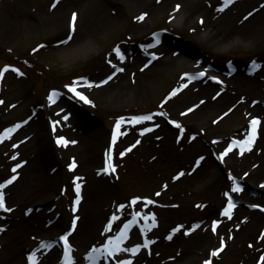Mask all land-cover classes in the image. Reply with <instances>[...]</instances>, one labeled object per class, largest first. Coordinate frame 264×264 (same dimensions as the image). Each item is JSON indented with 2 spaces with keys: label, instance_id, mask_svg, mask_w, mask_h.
<instances>
[{
  "label": "rangeland",
  "instance_id": "1",
  "mask_svg": "<svg viewBox=\"0 0 264 264\" xmlns=\"http://www.w3.org/2000/svg\"><path fill=\"white\" fill-rule=\"evenodd\" d=\"M57 1L59 0H0V14L8 9L16 13L27 11L26 17L33 23H39L37 29L26 30L16 29L6 22L3 25L7 28L9 25L10 29L6 34L0 35V70L8 68L0 78V101H3L0 103V136H4L0 140V183H4L6 174L11 173L15 165L19 163L24 165L22 155L26 151V141L28 145L33 146L35 133L39 132L41 127H45L50 133L48 136L50 145L61 152L57 169L64 171L62 179L57 185H53L55 191L61 195L56 201L60 200L62 206L65 203L69 207L75 205L76 177L81 178L78 183L81 185L79 196L83 204L86 205L88 199H91V193H94L93 197L96 199V204L92 208L95 217L91 223L95 232L91 240L78 245L73 233L69 236L74 248L75 264H88L86 255L92 248L103 247L106 238L111 239L119 232L122 225L132 219L133 212H142L149 216L151 213L156 214L155 226H152L150 231H146H149L147 236L150 241H153V229L158 231L163 228V235L170 232L173 236L186 237H189L195 227L201 225L211 233L221 229L212 250L209 249L205 254L206 259H197L193 264H204L209 259L212 264L260 263L259 258L264 255V240L260 239L264 234V221L249 222V225H244L247 228L240 224L245 211L254 203H247L241 194H235L242 203L236 206L232 218H223L221 213L226 199L225 192L232 184L231 177L240 178L245 182L244 187L239 191L253 195L255 200L252 201L262 203L264 194L256 193L251 188L259 186L258 181L264 179V173L247 181L249 186H246V181L240 176H246L247 172H243L245 167L237 173L230 174L220 163L213 161L205 163V159L199 160L204 154H211V148H208L210 143L220 142V150L229 148L233 144V130L242 121L247 123L248 118L254 116L248 112L228 125L206 128L205 136L198 134V125L189 120L190 105L183 104L185 96L192 87L191 84L209 82L214 90L221 89L208 77L190 79L186 74L193 75L194 66L173 65L168 71L152 78L150 84L138 94L114 89V85L120 79L132 81L134 74L136 77L140 76L136 67H130L125 61L117 60L121 53L134 56L135 53L129 52L134 49L140 51V54L135 55L143 66L152 60L158 63L160 57L158 47H167L170 51L166 57L178 54L183 58L197 59L198 55L205 56V53H208L223 64L234 60L244 63L248 70L251 61H260L264 58V32L249 46H241L237 50L225 49L235 44L231 39L224 44H215L197 32L199 29L209 30L215 27V29L219 28L218 31L225 34L224 38H226L227 35L234 33L232 31L242 18L249 17L256 3H263L264 0H234V3L226 8H224V0H169L162 12L158 13L150 12L148 9L145 12L143 7L130 8L129 0H74L65 9L64 20L61 23H48L47 21L56 11L53 5L56 6ZM115 5L118 6L119 11L114 9ZM110 8L117 12L114 18L111 17L113 12ZM22 9L24 10L21 11ZM177 9H182L186 13L184 20H174L173 13ZM73 13L77 14L75 31L72 29ZM145 13L147 15H144ZM141 16L143 19H138ZM3 17H7L5 13ZM87 23L93 27L92 30L85 32L79 29ZM154 32L162 33L163 37L158 43L153 40ZM166 35H169L171 40ZM72 39L78 40L77 42L84 41L87 48L82 50L79 47L75 48ZM168 41L173 44L168 45ZM117 48L120 50L119 55L115 51ZM118 67L124 71L112 77L113 73H117ZM17 68L20 69L19 73L15 71ZM259 72H262L259 76L261 78L258 77L261 83L257 86L260 88L255 87L258 94L264 91V71L259 70ZM223 74L225 75L226 72H222ZM109 76L112 78L108 79ZM102 81L106 82L102 83ZM73 82H78L77 90L83 92L92 101L91 104L80 100L65 87ZM53 90L59 93L54 98V102L48 99ZM236 90L241 93L238 95L241 99L248 95L252 96L254 88L252 85H247ZM173 92L176 94L172 95ZM214 92L212 91L211 94ZM80 102L86 117L85 123L87 122L89 126L95 125L99 131L92 134L89 139H85L78 149L62 151V147L65 146L56 141L60 136L70 137L68 126L73 125L75 127H72L73 130L82 132L76 124L78 118L75 117L74 107ZM175 110L177 115L171 117L169 114ZM146 112H155L152 120L132 121L131 118L137 116V113ZM38 114L42 117L41 120L38 119ZM65 116L68 117L66 120ZM121 117L124 118L122 122ZM56 121L59 123L53 130ZM172 121H177L179 124L185 122V125L177 127ZM118 122L119 131L116 129ZM10 128L14 131L5 136L6 130ZM145 128L152 130L145 132ZM159 133L161 138L156 140V135ZM114 136L115 142H113ZM244 137L245 133L242 139ZM137 140L140 143L136 144ZM134 144L135 147L127 151ZM238 146L241 148L244 145L237 143L232 147L234 151L240 150ZM109 152L112 163L116 166L115 171L110 169L105 173L99 172L97 169L107 167L104 161L108 159ZM121 152H125V155L121 156ZM212 154L213 157H217L216 153ZM227 156H230V153ZM232 157L233 155L229 159ZM86 158L96 159L95 164L87 167L79 166ZM74 159L76 167L73 170L69 165ZM198 160L199 164H197ZM206 164L210 167H204ZM208 169L213 170L209 173ZM181 172L184 175L180 176ZM53 175L48 172L39 185L47 184ZM218 175L228 182L224 183L222 189L217 188L218 185L215 184ZM165 184H167L166 188ZM136 197L141 199L133 206L131 201ZM147 199L156 203L148 204ZM120 205L125 207L121 209ZM255 205L261 206V204ZM53 206L57 207V205ZM8 207L12 209L11 212L0 209V228L3 229L0 231V264H24L29 249L28 240L32 241L34 234H37L35 229L30 228V224L40 216L42 209L36 210V214L28 215L26 210L28 207H34V203L22 200L21 203H12ZM207 208L212 209L211 213L202 216L203 213L200 211L203 212ZM254 209L264 213V207ZM45 210L48 211L47 206ZM83 212L76 211L74 219L80 216L78 219L80 222ZM195 212L200 214L195 215ZM113 216L117 218L113 220ZM20 217L25 221L20 220ZM40 218L44 225L52 228L47 234L49 240H58L61 233L71 226L69 219L73 221V215H69L63 225L58 223L55 225V219L49 216L41 215ZM138 219L146 220L143 216ZM217 220L221 223L217 225L216 231H213V222ZM148 221L150 222V219ZM109 223L112 225L110 230L107 228ZM178 227L179 231H172ZM131 228L130 237H133L124 246L132 248L139 244L141 247L137 254L150 253L143 248L135 225ZM233 228L236 229L235 234L241 236V250L248 251L258 246L262 253H251L252 255L246 258L243 255L245 252L237 251L233 247L235 245L229 246L230 239L227 233ZM166 235L164 236L168 242L172 241V238L168 239L169 235ZM222 242L226 245L224 250L219 255H212ZM149 247L153 249V243L149 244ZM174 248L176 245L170 246L169 251L177 253ZM54 250L56 249L53 246L42 249L39 247L38 264H53L60 254L59 250ZM53 253L55 256L48 257ZM79 253L82 258L77 261L76 256ZM101 257L97 260V264L103 263Z\"/></svg>",
  "mask_w": 264,
  "mask_h": 264
},
{
  "label": "bare ground",
  "instance_id": "2",
  "mask_svg": "<svg viewBox=\"0 0 264 264\" xmlns=\"http://www.w3.org/2000/svg\"><path fill=\"white\" fill-rule=\"evenodd\" d=\"M74 0H59L56 3V11H54V14L51 15L48 23H61L65 16V9L72 3ZM107 1H115V0H107ZM130 1V2H129ZM128 1V7H143L148 9L150 12H162V10L166 7V5L169 3V0H129ZM18 6V5H16ZM114 9L118 10V6L115 5ZM22 9L21 11H23ZM110 10L113 12L111 17H115L117 15V12L110 8ZM119 11V10H118ZM252 12V15H250L248 18L243 19L238 23L239 25L235 26L234 33L231 35H227L226 38H224L225 34H221V31L219 28L215 29V27L210 28L209 30L205 29H199L197 33H200L199 35H202L203 37H206L209 41L215 43V44H224L228 42L230 39L232 42H235L234 45L229 46L225 49L230 50H237L241 46H249V44L252 43L253 40H255L259 35L263 34L264 32V2L263 3H256V7L254 8ZM4 13L7 17H3ZM105 12L103 11V14ZM27 11L21 13H16L11 10H6L5 12H2L0 14V35H4L9 31V25L8 28L3 25L8 22L10 23V26L15 27L16 29H26V30H33L37 29L39 27V23H33L26 17ZM186 16V13L182 11V9H177L173 13V18L176 21H182L184 20V17ZM191 15H188L190 17ZM110 17V18H111ZM27 18V19H26ZM245 20V21H244ZM244 22V23H243ZM7 28V29H6ZM92 26L89 25V23L84 24L79 29L82 31H89L92 30ZM201 30V31H200ZM203 31V32H202ZM196 33V32H195ZM166 37L171 40V37L169 35H166ZM190 40V39H189ZM78 41V40H77ZM75 39H72L71 42L74 43L75 48L79 47L82 49H86V43L84 41L77 42ZM193 42L192 40H190ZM168 41V45H172ZM149 47H153V45H148ZM178 46V45H177ZM224 46V45H220ZM184 47V46H183ZM159 48V62L155 63L157 61L149 62L146 66H143L139 61H137V56L135 54H140V51L137 52L135 49L132 51H129L130 53L134 54V56H131L130 54H122L118 56L117 60L119 62L125 61L128 66L136 67L137 71L140 72V76L136 77L135 74L132 77L133 80L129 82V79L126 81H122L120 79L116 82L114 85V89H122L126 93H132V94H138L141 91H143L151 82L152 78L161 75L165 71H168L171 66L176 65L177 67L181 66H194V71L200 72L203 71L205 73V77H208L212 79L213 76L218 77L216 79L215 84L220 86L219 91L214 90L215 88L212 87L211 83H204L199 85H193L191 84V89L189 90L188 94L185 96L183 100V104H188V108H192V111L190 113V121L198 125V134H204L205 129L209 128L212 129V127L215 125L217 126H224L228 125L232 122H235L238 118H240L243 115H246V113H250L254 118L258 116L260 123L258 125V134L255 137L254 142L251 144L249 148L243 149V152L241 150L234 151L232 150L229 152L230 156L233 155L231 159H229L230 156L224 157L223 160L219 159V156L221 153H223L226 149L220 150V142L210 143L208 148H211V154H204V162L208 163L209 161L220 163L225 169H228L229 173L233 174V172L237 173L238 170L243 169V172H247L245 175H240L243 177V179L246 181V186H249L247 181L253 180L256 176L261 175L264 173V91L262 90L261 93H256V88H260L259 85V76L262 75V72H259V70L264 71V58L260 61H256V63L259 65L258 68H255L252 72H248L245 68L244 63H239L237 61H232L230 65L223 64L222 61H219V59L211 56L208 53H205V56L198 55L197 59H190V58H183L182 56H179L178 54L172 55L173 57H166L168 56L169 49L167 47H158ZM223 48V47H222ZM128 52V53H129ZM137 54V55H138ZM221 54V53H218ZM182 57V58H181ZM203 57V58H202ZM200 64V65H199ZM231 66L235 69V72L232 74H226L222 75L221 73H218V71L226 69V67ZM124 71V69H123ZM121 71H119L114 76L116 77ZM237 72L243 73L238 74ZM113 76V77H114ZM259 77V78H258ZM223 81V83H221ZM252 85L254 88V91H252L253 95L238 98V95L241 93L237 91L239 87ZM257 86V87H256ZM256 87V88H255ZM212 91L214 92L213 94ZM256 93V94H254ZM205 97V98H202ZM76 108L75 111V117L78 118V122L76 123L79 125V128L83 132H77L76 130H73L71 127L68 126V130L71 132L70 137H66L68 141H76V143H68L67 146L62 147V151L65 150H76L79 147L82 146L84 143L83 141L86 139H89L92 134L98 133V129L95 127V125L89 126V124L84 121L85 114L84 110L81 107V105H74ZM177 110V107H176ZM173 111L169 115L171 117H174L177 115V111ZM180 112V111H179ZM38 119L41 120L42 117L39 116ZM250 115V116H251ZM249 116V115H247ZM248 118L247 125H249V122L252 119ZM188 120V121H189ZM187 123V122H186ZM180 125H185L184 123H180ZM246 123L242 121V123L237 126L233 131V140H239L242 141L243 132L245 129V126L247 127ZM75 128V127H74ZM163 132V131H162ZM49 132L47 128L41 127L39 132L37 131L33 137V146L28 145V142L26 141V151L25 154L22 155V158L24 160V165L22 163H19L20 167L16 168V172H13V169L11 173L6 174V178L4 179V183L10 179L13 175H17V179L10 185H7L3 191L5 193V199L8 206H11V204H17L18 202L21 203V200L23 202L28 203H34L33 210L29 215L36 214V210L42 209L39 213V217L35 218L32 223L30 224V228L35 229L37 234H34L33 240L29 241V251L34 249L37 246H40V243L46 242L47 239H49L48 232L51 230V226L44 225L41 221V215L42 216H49L50 218H54L55 225L58 223L60 225H63V223L68 220L69 215H73L74 220V213L76 211H84L82 218H80V222L76 220V226L75 231H73V237L78 243V245L85 244L87 241L91 240L92 236L94 235L95 229L92 226L93 218L95 217L94 211H92V208L96 204V199L93 197L94 193H91V199H88V203L86 205L83 204V200L80 201L79 206L76 208L77 210H73L75 207L74 205H66L67 203L63 204V206L60 204V200L56 201L60 198V194L57 193L53 187V185H57L58 182L62 179L64 175V171L58 167V157L61 154L60 151H58L56 148L52 147L48 141ZM160 135H156V140H160ZM206 134H204L205 136ZM258 138V139H257ZM232 140V141H233ZM36 144V147H35ZM40 144V148H39ZM239 149V147H237ZM64 150V151H65ZM203 151H207L206 149H203ZM212 153H216L217 157H213ZM214 159V160H212ZM230 160V161H229ZM96 159L94 158H86L82 161L79 166L81 167H87L89 165L95 164ZM49 165V167L47 166ZM209 168L210 165H204V167ZM16 167V165L14 166ZM13 167V168H14ZM23 168V169H22ZM213 169H208L209 173L212 172ZM50 172L53 173V177L50 179V181L46 184L43 183L39 185V183L44 179L45 175ZM217 175V174H216ZM264 181V179H260L258 182ZM257 182V183H258ZM224 183H228L226 179H223L218 175L217 180L215 181V184H217V188L222 189L224 186ZM105 186V185H104ZM233 187L231 185L228 186V192L231 191ZM256 193L264 194V187H256L251 188ZM241 194L243 196V199L247 201V203H254V204H261L262 207H264V198H262V203H258L255 200L254 196L245 193L244 191H234L231 192V194ZM240 195V196H241ZM12 202V203H11ZM52 202V203H51ZM239 202H241V199H239ZM242 203V202H241ZM82 204V205H81ZM57 205V207L53 206ZM48 207V211L45 210V207ZM53 206V207H51ZM19 209L18 207L16 208ZM252 209V210H251ZM211 208H207L203 212L200 211L203 215L207 213H211ZM16 212V210H15ZM195 215H199L200 213L195 212ZM215 215V214H214ZM80 217V216H79ZM221 217L224 218V216L221 215ZM246 218V219H245ZM20 220H24V218L20 217ZM13 220V219H12ZM72 220V219H71ZM69 219V223H71V228L73 225V221ZM226 220V219H223ZM264 221V213H262L260 210H256L254 208L247 209L245 211V215L243 216L240 224L244 226L245 224L249 225L250 223H258V222ZM14 222L11 223L13 225ZM54 225V224H53ZM246 226H244L245 228ZM247 228V227H246ZM236 229H231L227 233V237L230 239L229 246L235 245V249L240 253L245 252L243 255H245L246 258H249L253 253H262L260 251L261 248L256 246L254 249L244 251L241 250L242 247L240 244L241 242V236L236 235L235 233ZM159 231V232H158ZM155 231L153 229L154 235L152 237L153 239V246L151 253H129L125 251H121L116 253L112 258L119 260H130L131 264H193L196 262L197 259L202 260L206 259L204 258L207 251L212 250L213 243L215 239L219 237V234L221 232V229L216 233H211L206 230V228L201 225L199 227H195L194 231L190 233L189 237L183 236V235H171L170 232H166L167 235L172 236V241H169L165 238L163 235V228L160 230ZM32 235V233L30 234ZM166 235V236H167ZM165 238V239H164ZM125 241L123 242L122 247L126 248L124 246ZM55 245L58 246L57 243ZM176 245V248H174L175 251H178L175 253L174 251L170 252V246ZM58 247L56 248L57 251ZM264 250V249H263ZM262 250V251H263ZM28 251V252H29ZM61 252V249H60ZM252 253V254H251ZM55 256V253L53 255L48 257ZM124 256V257H123ZM202 257V258H201ZM206 257V256H205ZM47 258V257H45ZM77 261L79 258H82V255L79 253L76 256ZM103 264V263H102ZM105 264V263H104Z\"/></svg>",
  "mask_w": 264,
  "mask_h": 264
},
{
  "label": "snow or ice",
  "instance_id": "3",
  "mask_svg": "<svg viewBox=\"0 0 264 264\" xmlns=\"http://www.w3.org/2000/svg\"><path fill=\"white\" fill-rule=\"evenodd\" d=\"M234 3V0H224V8L228 7L230 4ZM53 7H55V5H53ZM179 7V6H177ZM221 11L223 10V8L220 9ZM144 15H147V13H145ZM252 15V13H249V16ZM247 18V17H246ZM76 19H77V14L76 13H73V16H72V29L73 31H75V26H76ZM138 19H143V16L141 17H138ZM203 22V21H201ZM70 38V37H69ZM117 53H120V50L119 48H117L115 50ZM122 56V54H120ZM155 55V54H153ZM111 62V61H110ZM8 67H11V66H8ZM259 65L253 61V70L255 68H258ZM8 68L6 67L5 69L3 70H0V78H2L3 76V73L4 71H7ZM119 71H123V69H118ZM16 72H20V69H15ZM21 75H23V73H21ZM186 75H189L190 76V79H194L195 76H192L190 74H186ZM198 76H203L205 75V73L201 72V73H198L196 74ZM112 77L109 76L108 79H111ZM213 80H216L218 79V77H215L213 76L212 77ZM106 81H102V83H105ZM221 83H223V81H221ZM77 86H78V82H73L71 84H68L66 85L65 87H67L69 89L70 92L74 93V95L76 97H78L80 100H83V101H86L88 102L89 104L92 103L91 100L88 99V97L81 91H78L77 90ZM185 87H187V85H184ZM176 93L173 92L172 95H175ZM59 95V93L56 91V90H53L51 95L48 97V99L52 102H54V98H56L57 96ZM0 103H3V101H0ZM188 111H192V109H189ZM68 117L65 116L64 119L66 120ZM133 122H140V121H150L153 119V116L152 115H142V116H134L131 118ZM124 120L123 117H121V122ZM59 121H56L54 122L53 124V130H55V127H56V124H58ZM173 124H176L177 127H181V125L177 122V121H172ZM260 123V120L258 117L256 118H253V120L251 121V124H252V131L250 133V135L248 136L247 140L245 141H236V140H233V144L229 146V148H227L223 153H221V155L219 156V159L220 160H223L225 156L228 155V153L232 150V147L234 145H236L237 143L241 144V145H248V146H251V144L254 142L255 140V137L257 135V132H256V129H257V126L259 125ZM159 125H157L158 127ZM16 127H19V125H16ZM116 129L117 131H119L120 129V123L118 122L117 125H116ZM152 129L150 128H145L144 131L147 132V131H151ZM12 131H14L13 128H10V129H7L6 130V133L4 134L5 136L8 135V133H11ZM4 138V136H0V140H2ZM194 138V137H193ZM115 136L113 137V142H115ZM58 144H62L64 146H67L68 143H76V141H68L65 137L63 136H60V137H57V141H56ZM140 143L139 140L136 141V144ZM15 146V145H14ZM135 147V144L132 145L130 148L127 149V151H131L132 148ZM241 152H243V147L241 149ZM121 156L125 155V152H121L120 153ZM15 158V157H13ZM204 157H200L199 160H203ZM199 160L197 161V164H199ZM20 165L17 164L16 167L13 168V172L15 173L16 172V168H19ZM70 169H75L76 167V162H75V159L73 160V163L71 165H69ZM115 165L112 163V157H111V154L109 153L108 154V159H107V167L103 168L102 171L104 172H108L110 169L112 171H115ZM180 176L184 175L183 172H181L179 174ZM17 175H13L10 179H8L5 183H0V209H3V210H6V211H9L11 212L12 209L9 208L7 206V203H6V199H5V193L3 191V189L7 186V185H10L12 184L16 179H17ZM178 178V177H177ZM81 178L80 177H76V193H77V197H76V200H75V205L78 207L79 204H80V200H81V197L79 196V193H80V190H81V185L78 183V181L80 180ZM231 179H233L235 181V177H231ZM167 187V184H165V188ZM241 190V185L239 183H236L235 184V187L231 189L230 192H225V196L228 197L227 199V206L223 209V215L227 216L229 219L232 218V210L235 208V203L232 199V195H231V192H234V191H239ZM157 195H160V193H157ZM141 199L140 197H136L135 199H133L131 201V205H135L137 203V201ZM147 203L148 204H154L156 203V201H153L151 199H147ZM121 209H123L125 206L124 205H120L119 206ZM251 207H261L260 205H252ZM74 211L76 210L75 208L73 209ZM143 216L144 219L148 220L150 219L152 221V223L148 226L149 228H151L152 226H155L156 224V214L155 213H151V215L149 216L148 214L146 213H142V212H133L132 213V219L128 220L127 223H125L123 225V229L120 231L119 235L114 237L113 239H110L108 241L107 244H105L103 246V248H96V247H93L92 250L87 254V260H88V264H97V260L100 256H103L105 254V252L108 254V255H112L114 256L116 253L118 252H121V251H125V252H132V253H136L141 245L137 244L135 247H132V248H123L122 245H123V242L124 240L127 238L128 236V233H129V229L131 228V226L134 224V223H139V217ZM117 217L113 216V220H115ZM79 217H76L74 220H73V225H72V229L73 231H75V226H76V220H78ZM246 219V218H245ZM221 223L219 220L217 221H214L213 222V225H212V230L213 231H216V227L217 225ZM112 227L111 223L108 224L107 228L108 230H110ZM180 227H183V226H180ZM3 229L0 228V231H2ZM180 228H174L172 229L173 232H177L179 231ZM145 231H147V229H145ZM71 235V232L69 233H66L64 235H62L60 237V240L63 241L64 243V253H63V260L61 262V264H75V261H74V257H73V245L69 242V236ZM172 236L169 235L168 236V239H171ZM260 239L261 240H264V234H262L260 236ZM153 243V241H150V240H147L145 239V244L144 246H147L149 244ZM252 245H250L251 247ZM49 247V244L45 243V242H41L40 243V248H47ZM224 247H226V245L223 244L222 242V246L218 249H215L213 252H212V255L216 256V255H219L220 252H222L224 250ZM39 251V248L37 249V251H34L32 252L28 259L30 261V264H38V261H37V252ZM260 264H264V255H262L260 258ZM117 264H131V261L130 260H118L117 261ZM204 264H212V261L209 259V260H206L204 262Z\"/></svg>",
  "mask_w": 264,
  "mask_h": 264
}]
</instances>
